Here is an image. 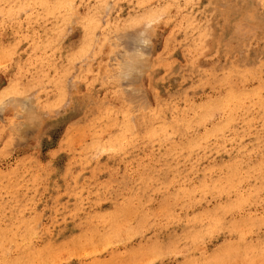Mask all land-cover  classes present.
<instances>
[{"label": "rangeland", "instance_id": "rangeland-1", "mask_svg": "<svg viewBox=\"0 0 264 264\" xmlns=\"http://www.w3.org/2000/svg\"><path fill=\"white\" fill-rule=\"evenodd\" d=\"M8 263L264 264V0H0Z\"/></svg>", "mask_w": 264, "mask_h": 264}, {"label": "bare ground", "instance_id": "bare-ground-1", "mask_svg": "<svg viewBox=\"0 0 264 264\" xmlns=\"http://www.w3.org/2000/svg\"><path fill=\"white\" fill-rule=\"evenodd\" d=\"M67 1H68V0H67ZM118 33H119V32H118ZM117 37H118V36H117ZM135 48H136V47H135ZM137 49H138V48H137ZM131 50H133V48H132ZM122 51H123V50H122ZM133 51H134V50H133ZM137 52H139V51H137ZM130 53H131V52H130ZM135 53H136V51L134 52V54H135ZM124 54H125V53H124ZM127 54H128V53H127ZM129 58H130V57H129ZM131 58H132V57H131ZM129 62H130V61H129ZM129 62L127 61V62H125V63L128 64ZM123 63H124V62H123ZM125 63H124V65H125ZM128 66H129V65H128ZM124 67H125V68H128L127 65H125ZM126 71H127V70H125V72H126ZM122 74H123V73H122ZM103 218H104V217H103ZM52 251H53V250H52ZM1 263H2V262H1ZM8 264H9V263H8ZM34 264H35V263H34ZM39 264H40V263H39Z\"/></svg>", "mask_w": 264, "mask_h": 264}]
</instances>
